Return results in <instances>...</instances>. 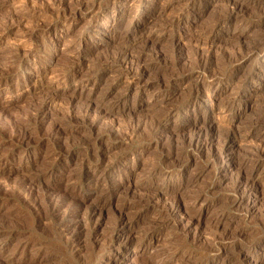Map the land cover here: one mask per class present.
<instances>
[{
	"label": "rangeland",
	"instance_id": "obj_1",
	"mask_svg": "<svg viewBox=\"0 0 264 264\" xmlns=\"http://www.w3.org/2000/svg\"><path fill=\"white\" fill-rule=\"evenodd\" d=\"M75 1L100 12L43 38L63 19L23 26L26 0H0V264H264V0H74L70 13ZM234 2L244 11L222 26ZM107 8L129 12L113 33ZM209 47L219 69L204 79ZM123 51L128 76L106 65ZM195 130L215 141L197 148Z\"/></svg>",
	"mask_w": 264,
	"mask_h": 264
},
{
	"label": "bare ground",
	"instance_id": "obj_2",
	"mask_svg": "<svg viewBox=\"0 0 264 264\" xmlns=\"http://www.w3.org/2000/svg\"><path fill=\"white\" fill-rule=\"evenodd\" d=\"M39 1V4H40V1H43V2H41L42 4L41 5H43L44 6V8H43V10L41 9L40 10V12H37L36 11V9H38L37 8V6H39V4L37 5V2ZM70 1H71V3L74 1V0H26V2H27V4L25 5V9H24V12H22V11H17V12H14L13 13V17L12 18H14V19H18V21H20V23L21 22H28V21H31L32 22V20H34L35 21V19H39V20H48V19H50V18H54V17H56V20H57V18H62L63 19V22L62 23H60V24H57V23H55V24H49V25H47L48 24V22H47V26H45L44 28H43V30L41 31V34H42V36H43V38L44 37H46V36H48V35H50V33L53 31L54 32V30L57 28V27H59V26H61L62 24H67L68 23V25H69V23L71 24V23H74V21L76 22V21H79L80 19L78 18V17H80V16H89V18H93V17H95L99 12H100V10H99V8L97 9V8H95L94 7V4H92L91 5V3H90V6L88 5H86V4H83V2H76L77 3V5H76V9L72 12V13H70L69 11H71V8H70ZM80 1V0H79ZM82 1V0H81ZM84 1V0H83ZM108 1H110V0H108ZM112 1V0H111ZM116 1H118V0H113L110 4H112V5H114V3L116 2ZM166 1H173V0H166ZM165 1V2H166ZM177 1V0H176ZM235 1V0H234ZM25 2V1H24ZM28 2H29V4H28ZM131 2H134V0H123V3L124 4H126L125 6H126V8L128 9V7H129V5L130 4H132ZM87 3H89V2H87ZM172 3V2H171ZM192 3V2H191ZM229 3V2H228ZM23 5H24V3H23ZM71 5H73V3L71 4ZM111 5V6H112ZM188 5H191V4H188ZM187 5V6H188ZM130 7H131V5H130ZM70 8V9H69ZM114 8V7H113ZM124 10L122 13H117V11H115V10H113L112 8L111 9H109V8H107V9H105V10H107V15L106 16H108L109 18H111V19H113V21L111 22V23H105L104 24V26H102L103 28H104V30H108V32L109 33H113L114 32V30H116V29H118L119 27L121 28V24H123V20H124V18L126 17V15L129 13H127V11L128 10ZM132 9V8H131ZM188 9V8H187ZM27 11V13H26V11ZM135 10V11H134ZM137 9H133V10H131V12L133 11V14L134 15H138L139 13H141V12H138V10L136 11ZM153 10H155V9H153ZM163 10V9H162ZM226 10H228V13H227V17H226V19L224 20V22H223V24H221L222 26H228V24L230 23V19L232 18V17H236V16H238L240 13L242 14L243 13V11H244V3H241V2H234V3H232V5L231 6H228L227 7V9ZM28 11H32V13H29ZM86 11H88L87 13H85ZM130 11V10H129ZM160 11V10H159ZM187 12V10L185 11V12H183V13H181V14H178V17L177 18H180L181 16H183L185 13ZM29 13V14H28ZM70 13V14H69ZM131 14V13H130ZM142 14V13H141ZM11 16H12V13L10 14ZM129 15V14H128ZM160 16H161V14H160ZM11 18V19H12ZM88 18V17H87ZM86 18V19H87ZM242 18V17H241ZM52 20V19H51ZM90 20V19H89ZM16 21V20H15ZM17 21V22H18ZM37 21V20H36ZM35 21V22H36ZM177 21H179V20H177ZM176 21V22H177ZM30 22V23H31ZM39 22V21H38ZM44 22V21H43ZM42 22V23H43ZM49 22H50V20H49ZM16 23V22H15ZM169 23L170 24H168V27L170 28H172L173 27V25H174V22L173 21H169ZM179 23V22H178ZM18 24V23H17ZM22 25L24 24V23H21ZM166 24V23H165ZM25 25V24H24ZM23 25V26H24ZM27 25V24H26ZM30 25V24H29ZM28 25V26H29ZM221 25L220 26H216L213 30H212V32H211V34H213V32H215L216 30L215 29H217V28H222L221 27ZM22 26V27H23ZM33 26V25H32ZM37 26V25H36ZM40 26V25H39ZM19 26H17V28H18ZM31 27V26H30ZM166 27V26H165ZM20 29H21V27H19ZM18 28V29H19ZM25 27H23V29H24ZM37 28V27H36ZM100 29V28H99ZM25 30V29H24ZM37 30V29H36ZM102 30V29H101ZM162 30V29H161ZM220 30V29H219ZM103 31V30H102ZM26 33V32H25ZM31 33H32V31H31ZM126 33H128V30H127V32ZM125 33V34H126ZM38 34V33H37ZM108 34V33H107ZM225 35V34H224ZM26 36H27V34H26ZM116 36V35H115ZM28 37H29V35H28ZM41 37V36H40ZM122 37H123V35H122ZM32 38V37H31ZM30 38V39H31ZM114 38V37H113ZM112 38V39H113ZM126 39V38H125ZM152 40H146L145 41V43H144V46L145 47H149V45L150 46H152V48H154L155 46V44H153V42H151ZM177 43V42H176ZM175 43V50L177 51L176 53H175V55H173L172 54V56H174L173 58H176V60H177V62L178 63H181V62H183L184 61V54H183V52H185L184 50H185V48H184V46H180V45H178V44H176ZM215 43V42H214ZM173 45V44H172ZM184 45V44H183ZM239 45V44H238ZM172 47V46H171ZM174 47V46H173ZM211 47V46H210ZM210 47L208 48L209 49V51H207V56L206 57H208V59H206V60H204V64L203 65H200V70H201V72H202V77L204 78V79H208V78H210V76L208 75L209 74V72L211 73V71L210 70H212V68L214 69V67L215 66H213L214 64L213 63H211L210 62V56H212L211 54H212V52L210 51ZM239 47V46H238ZM241 48V49H240ZM240 48H238V49H240L242 52H244V47L243 46H240ZM254 48V47H253ZM16 49V48H15ZM145 49V48H144ZM18 50V49H17ZM78 50V49H77ZM150 50V49H149ZM174 50V51H175ZM10 51V50H9ZM9 51H8V53H9ZM144 51V50H143ZM238 51V50H237ZM13 52V51H12ZM17 52V51H16ZM150 52V51H149ZM156 52V51H155ZM154 52V53H155ZM203 52V51H202ZM123 53H124V51H123ZM187 53V52H186ZM220 54H221V59H225V55L226 54H224V53H221V52H219ZM250 54L247 56V58L245 59V61H244V58L243 59H241L240 60V62L235 66V67H233V66H231L232 68L231 69H234V68H236V70H241L243 67H244V63H248V61H251L252 59H253V57H254V55L257 53V51H255V50H251L250 52H249ZM9 54H11V53H9ZM118 54V53H117ZM202 54V53H201ZM235 54V53H234ZM237 54V53H236ZM235 54V55H236ZM158 55V54H157ZM164 55V54H163ZM232 55V54H231ZM187 56V55H186ZM203 56V55H202ZM16 57V56H15ZM113 57H115V56H113ZM205 57V58H206ZM210 57V58H209ZM233 57V56H232ZM156 58V57H155ZM172 58V59H173ZM187 58V57H186ZM204 58V57H203ZM204 58V59H205ZM237 58V57H236ZM154 59V58H153ZM192 59V58H191ZM200 59H202V57L200 58ZM212 59V58H211ZM113 61H108L107 60V63H106V65L107 66H109V67H113V66H115L116 65V63H120L121 62V66H122V68H123V71L125 72V74L128 76V75H131L132 74V66H129L128 65V60H129V56H128V54L126 53H124V54H118V56H117V58L114 60V59H112ZM186 60V59H185ZM190 60V59H189ZM218 60V59H217ZM226 60V59H225ZM197 61V60H196ZM131 62V61H130ZM202 62V61H201ZM237 62V61H236ZM137 63V62H136ZM197 63V62H196ZM198 63H199V61H198ZM216 63V62H215ZM131 64V63H130ZM218 64L219 63H217V65L216 66H218ZM117 66V65H116ZM219 67V66H218ZM218 67H215V68H218ZM137 69H138V71H140L142 74H143V67H136ZM135 69V68H134ZM133 69V70H134ZM155 69V68H154ZM157 69V68H156ZM155 69V70H156ZM166 69V68H165ZM219 69V68H218ZM136 70V69H135ZM215 70V69H214ZM235 71V70H234ZM16 72V71H15ZM12 73V72H11ZM139 73V72H138ZM137 73V74H138ZM155 74H156V72H155ZM201 74V73H200ZM213 74V73H212ZM207 75V76H206ZM220 75V74H219ZM2 76V75H1ZM19 76V75H18ZM142 76V75H141ZM218 76V75H217ZM6 77V76H5ZM8 77V76H7ZM220 76H218V78L217 79H214V78H211V80H210V84L213 86V87H215V86H217V84H219V82L221 81V78H219ZM3 78V77H2ZM63 79V78H62ZM151 79V78H150ZM20 83V82H19ZM148 83V82H147ZM21 84V83H20ZM20 84H19V86H20ZM63 84V83H62ZM152 85V84H151ZM154 85H156V86H158V87H160L161 86V84L159 83V84H154ZM60 87V86H59ZM155 87V86H154ZM146 88H148L149 89V86H148V84H147V86H146ZM164 88V87H163ZM82 89H84V88H82ZM196 93V92H195ZM199 93V90H198V92H197V94ZM52 95V94H51ZM219 95V92H218V90H216V92H214V91H212L211 92V96L215 99V97H217ZM105 103V102H104ZM118 103V102H117ZM85 104V103H84ZM161 104V103H160ZM192 105L193 106H196L197 105V101L196 100H194L193 102H192ZM87 106H88V104H87ZM90 107V106H89ZM88 107V108H89ZM102 107V106H101ZM98 108V107H97ZM100 108V107H99ZM87 109V108H86ZM95 110V109H94ZM99 110H100V116H101V118H114L115 116H117V114L119 113V109H118V107H117V105L116 104H113V106H111V107H108L107 109H98V112H97V114L99 115ZM121 112V111H120ZM89 113V112H88ZM83 114V113H82ZM87 115V114H86ZM99 116V117H100ZM225 116V115H224ZM86 117V116H85ZM82 118V117H81ZM84 119V118H83ZM88 119V118H87ZM100 119V118H99ZM70 120V119H69ZM86 120V119H85ZM102 121V120H101ZM81 122V121H80ZM85 123H87V121L85 122ZM83 124V123H82ZM91 125L89 126V129H90V133H91V131L93 132V130H94V128L95 127H97L96 126V124L97 123H90ZM255 124V123H254ZM85 126H86V124H84ZM88 125V124H87ZM203 125V124H202ZM97 129V128H96ZM194 129V128H193ZM206 130H207V128H206ZM242 130V129H241ZM99 131V130H98ZM234 132V131H233ZM235 132H238V131H235ZM204 133V132H203ZM89 135V134H88ZM193 135H194V138H195V140H196V147L197 148H199V149H203V147H206V146H208V145H210V144H212V142H214L215 140L213 139V137L212 136H210L211 138H205L204 136H205V134H203L204 136V138H205V140H202L201 139V137H202V132L201 131H197V130H195L194 132H193ZM208 135H210L209 133H208ZM97 136V135H96ZM235 137H236V134H235ZM193 138V137H192ZM228 139V138H227ZM236 139V138H235ZM191 140V139H190ZM189 140V141H190ZM232 141H235V140H232ZM224 146V145H223ZM231 146H233V143L231 142ZM212 146H210V148H211ZM196 148V149H197ZM198 149V150H199ZM205 149H208V148H205ZM222 149V148H221ZM223 149H225V153L226 152H228V151H230V148L229 149H226V147L225 148H223ZM207 151V150H206ZM214 151V150H213ZM261 151V150H260ZM208 152V151H207ZM106 153V152H105ZM104 153V154H105ZM212 153V152H211ZM221 153V152H220ZM223 153V152H222ZM229 153V152H228ZM59 155V154H58ZM67 155V154H66ZM92 155V154H91ZM107 155V154H106ZM218 155V154H217ZM105 156V155H104ZM261 156V155H260ZM56 157V156H55ZM98 157V156H97ZM107 157V156H106ZM92 158V157H91ZM103 158V157H102ZM217 158H219L220 159V157L218 156ZM247 158V157H246ZM52 159H54V158H52ZM52 159H50L51 160V162H52ZM222 159V158H221ZM242 160V159H241ZM54 161V160H53ZM63 161V160H62ZM246 161H248L247 159H246ZM51 164V163H50ZM243 165H245L244 164V162L243 163H241V166H243ZM49 167H50V165H49ZM66 167V166H65ZM51 168V167H50ZM50 168H48L47 170L49 171V169ZM242 169V168H241ZM46 171V170H45ZM46 173V172H45ZM151 176V175H150ZM48 177H49V175H48ZM163 177V176H162ZM166 177V176H165ZM256 180V179H255ZM247 181V180H246ZM242 182V181H241ZM252 182V181H251ZM244 183V182H243ZM242 183V184H243ZM247 183V182H246ZM245 184V183H244ZM243 184V185H244ZM181 185V184H180ZM246 186V185H245ZM252 186H254V185H252V183L251 184H249V185H247L245 188H244V186H243V188H242V193L241 194H239L240 196L238 197V200H235V198H234V200H232V201H234L233 202V205H235V206H237V207H239V206H242L241 204H242V202H243V200H244V198L246 197V196H248L249 195V192H251L250 190L252 189ZM159 189H157V191H158ZM155 192H156V190H155ZM155 195V194H154ZM160 195H162L161 193H158L157 192V194H156V198L158 199L159 197H162V196H160ZM156 199V200H157ZM161 199V198H160ZM67 200V199H66ZM180 201H182V197H177V199H176V202L175 203H172V205H170V206H168L167 207V209L165 208V215L167 216V217H171V216H173V215H175V213H180V207H179V203H180ZM69 204V203H68ZM181 204V203H180ZM57 205V204H56ZM232 205V204H231ZM68 206V205H67ZM62 207V206H61ZM243 207V206H242ZM70 209V208H69ZM60 210V209H59ZM58 210V211H59ZM74 211V210H73ZM66 212V211H65ZM183 214V213H182ZM181 214V215H182ZM77 215V214H76ZM75 215V216H76ZM84 215V214H83ZM160 216V215H159ZM83 218V217H82ZM168 220V219H167ZM219 221V220H218ZM68 222V221H67ZM126 223V222H125ZM161 223V222H160ZM160 223L159 224H155V225H152V226H155V227H153L151 230H150V232H153V231H155V230H159V229H161L162 227H163V225H160ZM218 223V222H217ZM165 224V223H164ZM167 224V223H166ZM165 224V225H166ZM164 225V226H165ZM177 226V225H176ZM217 226V225H216ZM79 228V227H78ZM218 228V227H217ZM81 229V228H80ZM129 230V229H128ZM228 230H230V229H228ZM149 231V230H148ZM223 231V230H222ZM224 232H222V234H223ZM126 234V233H125ZM127 235V234H126ZM225 233H224V237H225ZM227 236V235H226ZM129 237V236H128ZM221 237H222V235H221ZM123 238V237H122ZM125 238V237H124ZM73 239V238H72ZM121 239V238H120ZM130 239V238H129ZM221 239V238H220ZM222 240H224V239H222ZM72 241V240H71ZM117 241V240H116ZM118 243H119V241H118ZM120 243H121V241H120ZM130 247V246H129ZM218 250H225V249H223V248H220L219 247V249ZM241 256V255H240ZM246 257V256H245ZM238 259V258H237ZM242 260V259H241ZM217 263V262H216ZM223 263V262H222ZM215 264V263H214ZM218 264V263H217Z\"/></svg>",
	"mask_w": 264,
	"mask_h": 264
}]
</instances>
